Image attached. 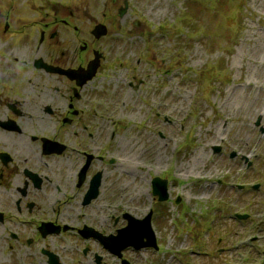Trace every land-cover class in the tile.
<instances>
[{"label": "rangeland", "instance_id": "rangeland-1", "mask_svg": "<svg viewBox=\"0 0 264 264\" xmlns=\"http://www.w3.org/2000/svg\"><path fill=\"white\" fill-rule=\"evenodd\" d=\"M13 4L107 22L103 93L124 152L109 226L124 222L114 224L123 211L141 217L153 207L159 246L125 257L264 264V131L255 125L264 127V0H129L123 18L102 16L111 0H0V10ZM149 174L169 180V201L152 196ZM105 261L120 264L112 254Z\"/></svg>", "mask_w": 264, "mask_h": 264}, {"label": "flooded vegetation", "instance_id": "flooded-vegetation-1", "mask_svg": "<svg viewBox=\"0 0 264 264\" xmlns=\"http://www.w3.org/2000/svg\"><path fill=\"white\" fill-rule=\"evenodd\" d=\"M5 7L0 264H106L101 238L118 228L110 229L108 206L124 152L109 125L104 87L96 84L104 80L103 37H93V20L85 24L72 10ZM94 58L97 70L84 80Z\"/></svg>", "mask_w": 264, "mask_h": 264}, {"label": "water", "instance_id": "water-1", "mask_svg": "<svg viewBox=\"0 0 264 264\" xmlns=\"http://www.w3.org/2000/svg\"><path fill=\"white\" fill-rule=\"evenodd\" d=\"M126 0H124V4L126 5ZM126 6L120 7L118 10V14L121 16L125 13ZM93 32L99 36L105 33V27L103 25H96ZM259 123V119L256 121ZM218 150V148H215ZM233 155V154H232ZM153 193L158 195L159 200H164L168 197L167 193V181L165 179H160L158 177L154 178L153 181ZM150 214L145 216L142 219H137L134 217L128 218V224L125 228L118 230L116 235V241L114 237L109 239L108 245L111 247L114 252H119V245L122 243V247L126 245H132L136 249L142 246H153L156 247L154 233L150 226ZM239 217H243L242 215H238ZM145 238V240H144ZM111 241V242H110ZM124 242V243H123ZM124 264H128L127 261L123 260Z\"/></svg>", "mask_w": 264, "mask_h": 264}]
</instances>
